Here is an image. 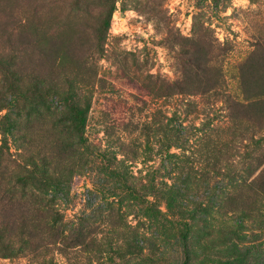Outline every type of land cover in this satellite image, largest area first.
Masks as SVG:
<instances>
[{"label": "rangeland", "instance_id": "rangeland-1", "mask_svg": "<svg viewBox=\"0 0 264 264\" xmlns=\"http://www.w3.org/2000/svg\"><path fill=\"white\" fill-rule=\"evenodd\" d=\"M84 2L87 6L67 26H59L66 9L56 0H0V16L13 12L16 18L39 20L65 35L90 38L83 46L85 55L68 68L91 101L88 148L69 156L68 169L55 175L56 185L46 199L68 227L92 225L100 249L72 247L65 254L53 245L43 260L33 254L0 256V264H184L182 248L173 244L176 230L162 216L191 221L189 213H202L201 206L232 190L231 177L245 169L243 156L250 148L244 145L251 142V133L242 136L234 128L221 96L174 87L184 57L179 42L193 36L195 28L208 27L215 53L226 46L214 62L224 63L226 89L234 91L236 65L264 36V0H115L104 53L96 52L95 58L86 48L96 49L94 26L104 19L106 4ZM4 46L0 38V50ZM2 75L0 71L1 82ZM2 103L0 117L14 116L13 101ZM51 104V120L33 123L42 144L53 138L52 119L63 108L56 97ZM14 133L3 144L0 131V146L19 157L23 147ZM148 204L156 210L148 213ZM230 216L214 211V223H233ZM257 218L253 223L246 219L247 238L236 242L248 253V262L264 264V216ZM143 236L159 243L154 250L145 246V255L140 254L141 245L151 240ZM192 237L189 264H216L213 260L227 256L221 251L222 237H207V253L201 247L205 233L196 230Z\"/></svg>", "mask_w": 264, "mask_h": 264}, {"label": "trees", "instance_id": "trees-1", "mask_svg": "<svg viewBox=\"0 0 264 264\" xmlns=\"http://www.w3.org/2000/svg\"><path fill=\"white\" fill-rule=\"evenodd\" d=\"M56 1L66 9L59 26L71 24L75 15L87 6L85 0ZM105 4L104 19L94 26L92 43L96 49L86 48L93 50L88 53L92 58L96 52L99 56L104 53L116 8L115 0H105ZM0 38L6 42L0 50V71L3 73L0 110L2 102L8 100L13 101L16 108L14 116L0 117V131L4 134L3 144H7L8 135L17 132L16 138L23 147L20 156L16 157L0 146V256L13 258L33 254L43 260L44 253H48L53 245L65 254L72 247L80 248V251L99 250L92 225L68 227L60 211L46 199L49 188L56 185L55 175L68 169L69 156L74 151L80 153L88 148L86 127L91 101L68 68L72 60L85 55L83 46L90 38L83 41L65 35L39 20L16 18L13 12L7 17L0 16ZM253 45L248 55L236 65L237 86L236 90L230 91L226 89L224 63L214 62L215 57L225 54L226 46H219L220 52L215 53L208 27L195 28L193 36L183 37L179 42L184 57L180 63L181 75L174 81V87L181 92L187 90L190 93L198 88L202 93L221 96L234 128L242 136L251 133V142L244 145L250 148L243 156L247 159L245 169L237 177H231L232 190H225L213 203L201 206L202 213H189L191 221L162 216V220L176 230L173 244L182 248L184 264H189L192 259V233L196 230L205 233V245L201 246L204 253L209 249L206 246L210 241L208 236L223 238L225 246L221 251L227 256L213 260L216 264H262L258 260L248 262V253L236 242L247 238V232H243L246 219L253 223L258 221L257 215L264 216V36ZM55 97L63 108L58 117L52 119L53 134L50 137L53 138L42 144L36 138L33 123L51 120V103ZM67 130L69 133L66 134ZM257 133L261 135L257 136ZM71 134L75 135L72 144ZM135 197L145 201L136 191ZM145 209L148 213L156 210L151 204ZM214 211L230 214L233 223H214ZM197 224L199 226L195 228ZM141 246L140 254L145 255V246L154 250L159 243L151 240ZM98 260L102 262L101 257ZM150 260L155 261L153 257Z\"/></svg>", "mask_w": 264, "mask_h": 264}]
</instances>
